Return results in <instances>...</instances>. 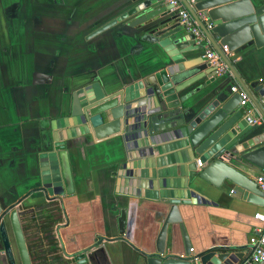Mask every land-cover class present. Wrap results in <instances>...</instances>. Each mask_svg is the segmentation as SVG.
<instances>
[{
	"label": "crops",
	"instance_id": "1",
	"mask_svg": "<svg viewBox=\"0 0 264 264\" xmlns=\"http://www.w3.org/2000/svg\"><path fill=\"white\" fill-rule=\"evenodd\" d=\"M141 1L0 0V204L7 212L17 211L26 242L28 219L38 218L33 240L53 244L60 264H78L74 257L82 253L92 257L82 264H147L156 251L168 200L144 196L145 189L129 183L139 179L127 176L147 170L149 157L144 154L148 148H127L120 136L95 140L88 134L67 139L79 127L72 110L80 89L96 84L105 95H111L139 84L136 89L144 94L152 91L153 75L165 65L173 70L187 63L199 67L209 62L204 57L206 49L178 55L186 57L183 63L173 62L177 50L168 55L158 44L141 41L140 32L128 20L90 37ZM222 50L242 81L264 82L263 54L247 47L232 53ZM218 76L208 85L206 77L191 85L184 91L191 92L188 99L178 107L197 111L215 89L228 83L238 87L228 72ZM246 107L248 117L261 124L254 109ZM54 135L65 139L68 164V181L61 177L64 193L58 196L49 195L40 184L41 158L53 151ZM176 142L165 138L159 144L167 147L164 157L183 151L168 149ZM158 157L154 149L152 159ZM197 160L194 156V163ZM230 163L253 181L261 171L246 162ZM186 191L190 196L179 200L186 203L179 208L190 251L241 253L236 264L243 263L250 254L249 238L262 228L254 216L264 211L263 206L247 201L228 182L214 187L197 180ZM122 211L125 224L121 231L118 219ZM7 231L18 264L9 226ZM165 248L167 255H184L178 225L168 227ZM0 264H8L4 256H0Z\"/></svg>",
	"mask_w": 264,
	"mask_h": 264
},
{
	"label": "water",
	"instance_id": "2",
	"mask_svg": "<svg viewBox=\"0 0 264 264\" xmlns=\"http://www.w3.org/2000/svg\"><path fill=\"white\" fill-rule=\"evenodd\" d=\"M181 2L227 67L228 75L246 94L247 106L252 107L258 114L262 120L261 124L257 126L247 122L248 109L246 106H240L241 98L238 93L232 91L233 86L229 83L215 89L208 101L197 111L193 108L180 109L178 106L185 102L191 93L184 91L191 85L204 77L210 80L205 81V85H208L219 77L216 67L209 62L199 67L187 63L173 70H168L167 65L162 67L153 75L152 91L144 94L136 89L139 84L128 85L111 95H105L96 84L80 89L76 93L72 110V115L79 118L76 122L79 127L76 132L70 131L67 139L88 134L95 140L120 136L127 148H148L144 154L149 157L145 162L147 170L127 173L132 179H139L138 182L131 180L129 183L139 189H145L142 193L144 196L167 199L169 207L156 239V251L147 258V264H236L242 256L241 253L223 250L198 253L190 251L191 245L182 224L179 208L186 203L179 200H186L190 196L186 191L189 183L196 184L197 180H202L214 187L228 182L240 189L247 201L263 206V194L258 190L255 181L239 172L230 162H246L256 169H262L264 166V82L242 81L222 49L232 53L247 47L264 55V0ZM171 9L172 6L164 0H143L97 29L90 37L118 22L128 20L127 24L140 32L141 41L158 44L168 55L177 50L178 53L172 57V61L183 63L186 57L178 55L204 50V46L195 44L194 36L181 28L177 13ZM208 25L210 28H207ZM199 87L201 85H198ZM58 124L60 123L56 122V125ZM165 138L177 141L175 145L168 147L169 150L175 148L183 151L164 157L163 153L167 151V147L163 151L159 144ZM64 148L65 139L54 135L53 151L41 158L40 184L49 195H62L64 189L61 179L68 181ZM154 149L159 155L156 159H152ZM194 156H198V160L205 165L202 170L195 166ZM176 163L180 166H173ZM169 164L173 167L161 169ZM149 168L152 171H149ZM154 168L160 169L155 171ZM126 169L127 166L124 170ZM158 188L175 191L160 193ZM66 191L70 192L67 188ZM138 195H141L140 191ZM118 224L122 231L125 224L124 211L118 219ZM170 225H178L181 230L184 245V255L181 257L166 254L165 244ZM7 226L10 228L20 264H32L17 211L7 212L0 204V256H4L6 260L10 259V264H15ZM172 250L174 247L170 249L171 252ZM91 260L92 257H87L84 253L74 257L78 264Z\"/></svg>",
	"mask_w": 264,
	"mask_h": 264
},
{
	"label": "built area",
	"instance_id": "3",
	"mask_svg": "<svg viewBox=\"0 0 264 264\" xmlns=\"http://www.w3.org/2000/svg\"><path fill=\"white\" fill-rule=\"evenodd\" d=\"M164 2L172 6L171 10L177 13L178 22L181 28L191 36H194L195 44L204 46V49H206L204 57L212 63V66L216 67L217 73H227V67L224 65L214 49L210 46L197 22L185 8L181 0H164ZM207 28H210V25H208ZM232 91L239 94L241 98L240 106H246L248 102L246 94L238 87H232ZM247 122L250 125L260 124V120L256 118L251 119L248 117ZM195 166L197 168H201L202 163L200 160L195 162ZM255 183L258 190L262 192L264 199V166L260 173L256 176ZM254 218L262 224V228L257 230V233L251 235L249 238L247 245L250 249V254L249 257L241 264H264V211L262 213H257Z\"/></svg>",
	"mask_w": 264,
	"mask_h": 264
},
{
	"label": "rangeland",
	"instance_id": "4",
	"mask_svg": "<svg viewBox=\"0 0 264 264\" xmlns=\"http://www.w3.org/2000/svg\"><path fill=\"white\" fill-rule=\"evenodd\" d=\"M40 225L38 218H29L27 222V229L29 230V236H28V250L30 254V258L32 261V264H60V261L58 260V252L57 248L53 246V244H50L47 242L45 243H39V240H33V237L35 234L34 232H37L38 229H36ZM45 232V231H44ZM47 232V231H46ZM43 238L48 236H42ZM50 241V240H49ZM47 244V245H46ZM53 246V248H52ZM49 247V249H48ZM16 258L18 261V264H20V261L18 259L17 250L15 252Z\"/></svg>",
	"mask_w": 264,
	"mask_h": 264
},
{
	"label": "flooded vegetation",
	"instance_id": "5",
	"mask_svg": "<svg viewBox=\"0 0 264 264\" xmlns=\"http://www.w3.org/2000/svg\"><path fill=\"white\" fill-rule=\"evenodd\" d=\"M6 261H7L8 264H10V259H7Z\"/></svg>",
	"mask_w": 264,
	"mask_h": 264
}]
</instances>
